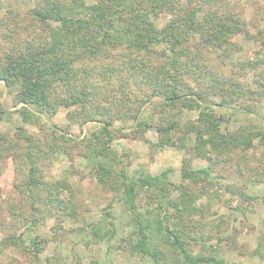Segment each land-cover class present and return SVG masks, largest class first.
<instances>
[{"label": "trees", "instance_id": "trees-1", "mask_svg": "<svg viewBox=\"0 0 264 264\" xmlns=\"http://www.w3.org/2000/svg\"><path fill=\"white\" fill-rule=\"evenodd\" d=\"M93 1L86 4L85 0H33V6L25 16L13 22L10 28L13 42L0 50V83L9 93L15 91L13 105H20L18 111L24 115L29 114L31 108L36 114L30 113L41 117L52 116L60 108L74 107L67 112L71 123L80 119V127L88 123L97 124L96 131L80 141L85 149L83 156L91 164L97 183L114 193L122 203L129 217L127 225L133 228L128 238L132 254L148 257L153 264H164L166 256L160 247L167 245L178 251L187 264H223L218 256L212 254L193 256L186 252L189 239L194 244L198 243L190 235L196 230L195 225L188 224L189 215L195 212L192 204L196 197L186 181L198 183L208 179L219 163L218 156L240 147L250 148L255 140L264 147V128L256 132H242V128L225 132L222 128L230 115H253L254 108L251 104L244 106L242 100L246 97L252 102L258 101L264 86L258 82V90H253L243 86L238 79L239 74L218 75L214 66L208 67L204 57L210 50L221 51L224 57L229 55L225 52L231 51L232 38L243 32L248 34L246 22L231 9H226L223 14L215 11L214 8L224 0ZM163 14L168 18L164 17V25L158 27L152 18L159 20ZM9 24L8 20L0 21V29L4 25L8 28ZM121 47L126 49V53L121 56L122 62L115 64L111 51ZM144 51L150 54L146 61L133 55ZM152 55L157 56L155 59L159 63L151 62L154 59ZM102 57L110 59L112 64ZM252 67V63L240 64L241 71ZM126 75L136 81L139 90H145L143 93L137 91L141 100L134 102L127 94H130L129 89L122 80ZM112 76L121 79L113 93L106 87ZM58 88L62 90V96L58 95ZM155 98L163 100L156 101ZM109 99H118L123 104L136 103V110L133 114L117 111L111 116L109 110L102 106ZM145 105H150L148 113ZM176 106L179 107L178 112L175 111ZM215 107L232 109L233 114L224 120ZM192 111L196 113L195 119H188L181 127L185 135L193 139L190 144L193 156L207 161L206 168L193 170L184 161L186 165L181 170L183 182L176 185L168 182V172L153 176L145 170L130 172V165L122 167V157L113 149V142L114 133H123L125 129L114 127L115 121L129 126L136 137H142L149 127H153L158 140L151 145L161 149L176 145L184 150L187 147L184 135L175 140L173 137L180 133L182 116ZM58 137L72 141L62 133ZM24 140L27 151L17 164L16 172L22 176L18 188L27 195L30 211L21 219L29 222V227H35L38 200L45 196L47 199L43 205H50L47 209H53L46 215H54L61 228L65 218L73 213L72 205L64 201L60 193L65 182L49 185L42 181L39 156L50 153L38 140L34 142L28 137ZM56 140L47 145L50 151L66 153L64 146ZM4 141L6 139L0 137V142ZM13 147H16L15 143ZM41 147L45 151H41ZM4 151L9 150L0 146V158L4 157ZM42 191L46 195H42ZM174 191L180 198H172ZM111 203L104 208L102 217L89 225L98 241L111 240L116 235ZM170 209L177 216L173 217ZM2 213L14 217L17 225L16 218L23 212L19 206H14ZM183 214L188 217H182ZM4 221L0 216V226ZM162 232L166 234L165 239ZM28 239L30 243L26 247V239L9 236L0 241V250L9 246L23 247L20 255H32L37 259L44 249L45 238L30 236ZM225 240L232 242L231 238ZM263 243H259L260 249H264ZM263 254L264 251L257 253L264 259Z\"/></svg>", "mask_w": 264, "mask_h": 264}, {"label": "rangeland", "instance_id": "rangeland-1", "mask_svg": "<svg viewBox=\"0 0 264 264\" xmlns=\"http://www.w3.org/2000/svg\"><path fill=\"white\" fill-rule=\"evenodd\" d=\"M85 1L86 4L94 2ZM32 6L33 0H0V21L8 20L10 23L8 28L4 25L0 29V50L13 42L10 28L15 21L21 20ZM214 9L221 14L226 9H231L233 13L240 15L246 22L248 34L243 32L232 38L233 47L231 51L225 52L229 54L225 57L221 51H207L204 57L208 67L214 66L218 75L224 77L239 74L238 79L244 87L249 86L253 90H258L256 85L258 82L264 86V0H224ZM163 15L159 20L156 17L152 18L158 27L164 25V17L168 18L167 15ZM26 37L30 39L27 32ZM17 41L18 39L15 42ZM125 53L124 47L112 50L111 55L115 57L112 61L115 64L121 63L123 60L121 56ZM133 55L144 61L146 58L150 59V54L146 51ZM152 58H154L152 63H159L155 59L156 55H152ZM224 58H226L225 62H223ZM102 59L112 64L110 59L103 57ZM243 63H252L253 67L241 71L240 64ZM94 69H97L95 64ZM122 80L127 84L126 87L130 92L127 94L132 101L141 100L140 94H137L145 90H142L143 92L139 90L136 81L127 75L122 77ZM120 82V78L112 76L109 86L106 84V87L113 93L114 90L117 91ZM56 91L59 96L63 95L60 88ZM14 93L15 91L9 93L0 83V137L6 139L3 143L0 142V146L9 150L4 151V157L0 158V216L5 220L4 225L0 226V241L9 236H16L26 239L24 246L28 247L30 236H40L45 238L43 240L45 243L37 259L32 255H20L19 251H24L23 247L21 249L9 246L0 250V264H153L150 258L131 253L128 238L133 228L127 225L129 217L124 212L118 197L97 183L91 164L84 159L85 149L80 141L84 136L96 131L97 124L88 123L80 127V119L71 123L67 119V112L74 107L60 108L52 116L41 117L30 113L35 110L31 108L29 114L24 115L22 111H18L20 105L15 107L13 105ZM241 104L244 106L251 104L255 113L250 116L234 114L236 117L230 115L227 120L226 116L233 114L232 109L223 110L215 107L218 115L222 114L224 120L226 119L222 125L223 130L225 132H233L239 128H242V132L262 130L264 92L258 101L252 102L244 97ZM102 106L109 110L111 116L117 111L133 114L137 107L136 103L123 104L118 99H109ZM149 107L150 105L144 106L146 113L150 111ZM178 110L179 107L176 106L175 111ZM195 117L194 111L185 113L179 121L180 133L174 137L172 134L173 140L184 135L187 143L184 150L178 149L176 145L162 149L151 145L158 140L156 129L153 127H149L142 137H136L135 133H131L129 126L115 121L114 127L120 126L125 129L123 133H114L113 142V149L122 157V167L130 165L128 168L130 172L145 170L153 176L168 172V182L176 185L183 182L181 170L186 165L184 161L193 170L206 168L207 161L193 156V152L190 151L193 139L189 137L190 135H185V130L181 127L188 119L193 120ZM54 131L57 133L54 134ZM59 133L72 138V141L59 138ZM25 137L34 142L38 140L39 144L50 153L39 156L42 181L49 185L58 181L65 182L62 183L65 188L60 190V193L62 199L72 205L73 213L65 218L61 228L54 215H46L53 212V209H47L50 205H43L47 199L45 196L38 200L35 227H29V222L21 219L23 216L27 217V212L30 211L27 195L18 188L22 176L16 172L17 164L27 151ZM54 139L64 146L66 153L50 151L47 145ZM14 143L16 147H13ZM43 148L41 147V151H45L42 150ZM218 159L219 163L211 171L208 179H202L198 183L186 181L194 198L196 197L192 204L196 213L188 214L190 217L188 224L196 227L190 235L199 243V245L194 244L189 239L185 246L186 252L193 256L212 254L218 256V260L223 264H264V259L257 255L258 252L264 251L259 247V243H263L264 239V147L255 140L252 147L237 148L224 156H218ZM42 195H46V192L42 191ZM171 196L173 199L180 198L177 191L172 192ZM110 203L116 235L111 240L98 241L93 237L89 225L95 223L98 217H102L104 208ZM14 206H19L23 212L22 216L16 218L17 225L14 223L16 221L14 217L9 216L8 213L1 215V211ZM169 212L173 217L177 216L172 209ZM182 217L188 216L183 214ZM165 235V232H162L164 239ZM227 238H231V244L226 242ZM217 242L219 245H216ZM160 248L166 256L164 264H187L183 262L181 254L172 247L161 245Z\"/></svg>", "mask_w": 264, "mask_h": 264}]
</instances>
